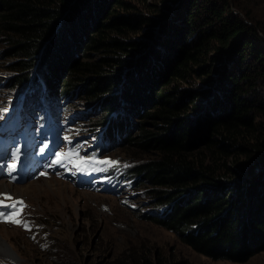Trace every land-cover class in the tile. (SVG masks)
Masks as SVG:
<instances>
[{"label": "trees", "instance_id": "1", "mask_svg": "<svg viewBox=\"0 0 264 264\" xmlns=\"http://www.w3.org/2000/svg\"><path fill=\"white\" fill-rule=\"evenodd\" d=\"M247 1L0 0V99L16 95L12 115H74L106 152L126 127L115 117L137 115L128 144L153 158L129 178L161 207L146 217L198 254L245 261L264 251V17ZM137 256L115 264H157Z\"/></svg>", "mask_w": 264, "mask_h": 264}, {"label": "rangeland", "instance_id": "2", "mask_svg": "<svg viewBox=\"0 0 264 264\" xmlns=\"http://www.w3.org/2000/svg\"><path fill=\"white\" fill-rule=\"evenodd\" d=\"M247 2L257 17H264V0ZM9 63V59L4 63L0 60V73L6 72L5 66ZM120 83L117 91L123 92L126 83L124 80ZM15 99L16 95L10 93L0 99V106ZM70 102L76 108L78 102ZM113 114L101 107L94 117L107 118V121L114 118ZM122 114L126 112L115 118L126 127L118 131L117 140L106 155L128 166L150 161L152 154L139 147L131 148L128 144L139 143L138 139L134 140L138 138L139 117L135 114L121 117ZM40 127L45 128L46 122L40 123ZM62 135L66 137L64 144L69 138L78 137L75 128L63 131ZM86 145L84 142L79 147ZM70 149L62 147L59 153L67 154ZM63 161L67 166L57 174L42 175L29 184H11L16 189L13 198L21 197L26 201L23 219L33 227L27 231L13 223H0V237L15 255L14 259L0 256V264H51L60 259L77 264H115L117 260L128 258V255L138 257L137 254L148 255L157 260V264H264V251L242 262L213 260L194 252L181 243L175 233L146 217L148 214H159L161 208L156 207L146 189L135 184L126 193L109 191L107 185L97 180L91 184L92 188L80 187L71 176L75 166L67 159ZM138 179L143 182L142 177L138 176ZM144 184L147 185L146 182ZM37 225L39 228L35 227Z\"/></svg>", "mask_w": 264, "mask_h": 264}, {"label": "snow or ice", "instance_id": "3", "mask_svg": "<svg viewBox=\"0 0 264 264\" xmlns=\"http://www.w3.org/2000/svg\"><path fill=\"white\" fill-rule=\"evenodd\" d=\"M0 111H7V109H0ZM78 154L76 152H69L67 154L59 153L57 154L56 160L54 163L60 164L62 160L67 159L69 163H72L75 167H81L85 161L84 160H73V157H77ZM20 159V148H15L13 152H11V161L6 165L7 173L9 176L12 175L13 172L17 170V166ZM102 164H115V161H99ZM45 173H41L44 175ZM9 201L10 203H6ZM27 207L25 202L22 199H15L9 193H0V208L9 209V211H0V222L5 223H13L19 226H22L27 231L32 230V225L23 219L24 209ZM39 228V226H35ZM35 238V237H33Z\"/></svg>", "mask_w": 264, "mask_h": 264}, {"label": "bare ground", "instance_id": "4", "mask_svg": "<svg viewBox=\"0 0 264 264\" xmlns=\"http://www.w3.org/2000/svg\"><path fill=\"white\" fill-rule=\"evenodd\" d=\"M52 183H53V181H52ZM27 184H29V183H27ZM13 186L14 185H11V183L10 184L7 182L3 183V181H0V193L2 192V193L15 194L16 189H14ZM47 187H51V186H47ZM0 256L6 257L9 259L15 258V255L13 254L12 250L9 248V246L5 243V241L1 237H0Z\"/></svg>", "mask_w": 264, "mask_h": 264}, {"label": "clouds", "instance_id": "5", "mask_svg": "<svg viewBox=\"0 0 264 264\" xmlns=\"http://www.w3.org/2000/svg\"><path fill=\"white\" fill-rule=\"evenodd\" d=\"M149 215V214H148ZM149 216H155L154 214H152V215H149Z\"/></svg>", "mask_w": 264, "mask_h": 264}]
</instances>
